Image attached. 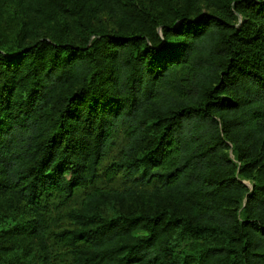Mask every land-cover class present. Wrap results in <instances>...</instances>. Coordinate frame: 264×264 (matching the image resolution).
I'll list each match as a JSON object with an SVG mask.
<instances>
[{"label":"trees","instance_id":"16d2710c","mask_svg":"<svg viewBox=\"0 0 264 264\" xmlns=\"http://www.w3.org/2000/svg\"><path fill=\"white\" fill-rule=\"evenodd\" d=\"M0 10V264H264V0Z\"/></svg>","mask_w":264,"mask_h":264},{"label":"rangeland","instance_id":"374dc122","mask_svg":"<svg viewBox=\"0 0 264 264\" xmlns=\"http://www.w3.org/2000/svg\"><path fill=\"white\" fill-rule=\"evenodd\" d=\"M204 6V5H202ZM13 16V13L10 12H4L2 10H0V24H1V28L4 29L5 31H3L2 29H0V31H3L5 33H7V35H5L3 33V41L4 42H11L14 38V33H12L13 29L9 28L10 25V21H11V17ZM107 15H103V22L107 25V27H110L111 25L114 24V21L108 17H106ZM231 154V152H230ZM248 187H250L249 182L245 183ZM28 264H31V262H28ZM33 264H37V263H33Z\"/></svg>","mask_w":264,"mask_h":264}]
</instances>
